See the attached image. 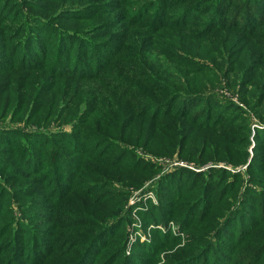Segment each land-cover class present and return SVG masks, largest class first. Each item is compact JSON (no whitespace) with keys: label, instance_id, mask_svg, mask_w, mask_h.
I'll use <instances>...</instances> for the list:
<instances>
[{"label":"rangeland","instance_id":"rangeland-1","mask_svg":"<svg viewBox=\"0 0 264 264\" xmlns=\"http://www.w3.org/2000/svg\"><path fill=\"white\" fill-rule=\"evenodd\" d=\"M222 5V0H0V196H6L1 206L7 210L0 227L13 224L9 236L0 229L1 244L36 230L44 247L56 249L44 263L69 264L78 257L70 250L82 252L86 244L67 246L106 232L93 242L85 264L104 263L109 254L116 255L108 264H178L215 238L229 216L241 238L222 252L224 264H264V122L253 108L256 93L264 92V0ZM197 13L203 15L193 18ZM208 44L218 45L225 57L193 54ZM197 69L204 72L195 77ZM121 71L128 82L118 93L114 76ZM186 73L195 94L182 98L154 90L167 86L166 77L176 87H189L179 80ZM170 103L169 116L151 117L154 104L163 113ZM106 105L112 110L106 112ZM175 110H185L184 116ZM130 111L143 115L129 125ZM199 112L200 120L194 117ZM75 131L73 140L88 152L75 153L73 142L64 143L63 160L75 161L63 171L68 195L59 204L52 195L58 168L47 166L48 157L44 167L40 160L34 163L39 170L18 156L23 148L39 150V140L51 143L61 132ZM210 157L216 158L215 199L207 209L194 207L187 226L183 213L188 202L200 199L201 189L190 188L196 175L183 171L209 167L198 164ZM70 170L76 173L71 182ZM47 172L51 177L44 182ZM181 187L186 194L177 200ZM256 196L260 204L247 201ZM254 224L250 234L243 231ZM221 236L215 241L222 246L231 240ZM220 259L209 261L222 264Z\"/></svg>","mask_w":264,"mask_h":264},{"label":"trees","instance_id":"trees-1","mask_svg":"<svg viewBox=\"0 0 264 264\" xmlns=\"http://www.w3.org/2000/svg\"><path fill=\"white\" fill-rule=\"evenodd\" d=\"M222 1H223V5H224V2H226V0H222ZM227 1H229V0H227ZM214 5H215V9L218 10L217 4H214ZM223 5L221 6L222 8H223ZM196 10H197L196 8H193L191 10H188V11L184 10V11H186L185 13H187V16H189L193 12H195ZM215 12H218V11H215ZM203 13H197V15L194 14L195 16H192V17L193 18L198 17L199 15H203ZM161 15H164V14L161 13L158 16H161ZM180 15H184V14H180ZM243 15H245V14H243ZM243 15L240 16L239 19L241 17H243ZM256 23L258 24V20L256 21ZM213 34H214V32H209L207 35H210V38H212ZM217 46L218 45H215V44H208V45H206L207 48L204 49L203 52L193 53V54H196V55L198 54L201 58H205V59H211L213 57V55L220 54L224 58L225 56L223 55V53L221 51H219L217 48H215ZM97 63H99V60ZM97 65L99 66V64H97ZM0 68H2V67L0 66ZM9 68H11V67H8V69ZM84 70L88 71L90 69L85 68ZM203 72H204L203 69H197L195 72V77H197L198 75H201V73H203ZM93 73L94 72L91 71V72H89V75H92ZM123 73L124 72L121 71L119 74H115V76H114L115 86L118 85L117 89H119L118 93L125 91L124 88L120 89L119 86L121 87V86H123L124 83L128 82V78L126 76H124ZM201 77H203V76H201ZM164 80H165V84L168 83L167 86H164V87L161 86L160 88H154V90H157V91L163 90L164 92L169 93L170 96H176L177 97V95H182V98H187V97H189L188 95L195 94V92L190 91L191 81H190V74L189 73H186L184 77H181L179 79L181 83L183 80H185L189 84V87H183V86L182 87H176V86H174V84L170 83L171 80L168 77H166ZM256 96H254L253 108L258 114V119L260 121L264 122V110L258 111V110H260L259 109L260 106L264 107V92L258 91L256 93ZM143 97L144 96L142 95V99H143ZM160 97H162V96H160ZM154 105H155V108L157 109V111L154 112L155 114L151 115V117H153L154 119H157L158 117L166 118V116H169V114L172 112V108H170L171 103L167 107L169 110H167V112L165 111L163 113H160L161 108L157 104H154ZM163 106L166 107L167 105L166 106L163 105ZM180 107H181V109L185 108L183 104L180 105ZM152 108H154V106H152ZM110 110H112V109L108 105H106V112H109ZM180 111L183 113L185 112V110H180ZM180 111L175 110V113L177 112L181 115ZM130 114L132 116H134V119L129 122V125L133 122L135 123V121L137 119H139V117H142V115H143V113H142V115L137 116V115H135V112H131V111H130ZM181 116H184V115H181ZM194 117H199V120H200L203 118V115L201 116L200 112H199V113H196ZM189 120L192 123H194L193 120H191V119H189ZM218 122H219V120H218ZM218 122L216 124H222L221 122H219V123ZM152 123H154V122H152ZM154 126L156 128H158L159 124L156 122ZM199 128H202V127H199ZM208 128L209 127H203V130L208 129ZM151 129L153 130V128H151ZM77 130L78 129H76V131ZM76 131L75 132H68V134H65V135L61 132L58 135H56V136H58L56 141L52 140V138H51V140H52L51 143H49L50 138H44L42 140H39V142L37 143L39 150L33 149L32 147L23 148L22 154H20L18 156V157H20V159H23L24 161L28 160L27 165L34 166V167L38 168L39 170H42V169L40 168V166L38 167V165L34 164V163L38 162V160H40V161H42L41 166L44 167V165H45L44 159L46 157H48V158H46V161H47L46 164H48L47 166L49 168H51V166L58 168V170H57L58 172L54 176L55 178H53L55 180V182H57V183H55L56 190L53 192L52 195L58 196L57 201H59V204L68 195V194L66 195V192H65L66 186H63L64 185L63 183L66 179L65 175L63 174V171L65 170V168H68V169L72 168V166H73L72 164L75 161V160L71 161L68 159L63 160V153L65 152L64 143L69 144L70 142H73L74 143L73 149H74V151H76L75 153H77V152H81V153L88 152V148H82L80 143L78 144V142H75L73 140V138H75L73 136V133L75 134ZM29 133H31V132H29ZM159 133H160V131L155 129V141H157V139H158L157 136L159 135ZM82 134H83V136L81 137V139H84L85 138L84 136L86 135V133H82ZM86 139H89V137L87 136ZM56 142L59 143L60 145L56 146L55 145ZM41 148H44V150H42ZM55 152H56V154H54ZM76 161H78V164H81V161L78 159V157H77ZM112 161L115 164L119 163L117 160H115V161L112 160ZM202 162H205V163H202ZM215 162H216V158H212V157L202 158V160L199 161L198 167H200V166L205 167L209 164H211V165L207 168H204V169L200 167L201 168L200 171H196V170H192V169H184V171H183L187 175L189 173L192 175L193 174L196 175L195 179L197 182L189 183L188 184L189 187L195 188V186H199V189H201L200 190V192H201L200 199H198V200L196 199L194 201L188 202L189 204H188L185 212L183 213L182 222H184V224H186L187 226L192 222V219L195 216V215L191 216L192 209L194 207L196 208V207L202 206L203 209L204 208L207 209L208 204L211 203L215 199V192H214L213 186H212L213 182H211V177L216 172ZM63 164H65V165L62 166ZM45 173L46 172H44V175H45ZM48 173L49 172H47V174H46L44 182H47L49 180V178L51 177V173L50 174H48ZM69 173H70L69 174L70 182L74 181L75 176H76L75 171L74 172L71 171ZM62 177H64L65 179H62ZM168 177H170L172 179L171 176H168ZM191 180L192 179H190V182H191ZM173 181L175 183V180H173ZM53 183H54V181L52 180L51 184H53ZM174 183L172 184V186H174ZM183 188L184 187L177 188V191H176L177 200H179L180 196L186 194V192L183 191ZM188 191H189V189H188ZM8 195H10V194L8 193ZM5 197L6 196H0V215L7 214L6 208L1 206V202L4 201ZM170 198H173V197L170 196ZM256 198L250 199V200H247V198H245V200H247L250 204H252V203L253 204H260L259 196H256ZM262 208L264 210V205L262 206ZM257 218H258V215L254 219L255 224L257 222L256 221ZM82 219L86 220L85 218H82ZM22 220H25V218L22 217ZM68 221L71 222L72 220L68 219ZM230 222H231V220L229 219V216H228V218L225 220L223 226L221 228H219L218 233L215 234V238L213 237V239H212V236L209 237L207 242L204 243V245L200 249L199 253L194 254L192 256H188L186 259H184V260L182 259V261L180 260V262L178 264H205L204 262H208L210 264L209 260L214 259L217 256L221 257L220 262H222V264L227 263L228 259L225 256H223L224 254L222 252L226 253L225 248L228 246H231L232 244H236V242L238 240H240V238H241V235L236 234L237 230L235 228H232ZM255 224L253 226H250L247 228L244 227L243 231L245 232L246 230H248V234H250L252 232V229L254 228ZM229 225L231 226V228H227V227H229ZM0 229L4 230V232L9 236L10 231L13 229L12 220L9 222L8 227L2 226V227H0ZM105 231H107V230H105ZM19 233H21V232L19 231ZM105 233L106 232L98 234L97 236H95L91 239H87L86 242H84V239L80 237L79 240H75L74 246H67V249H73V247H75V249H76L78 247V245H81L84 243L86 244V246L82 252L81 251L78 252V250H74V249L70 250L71 251L70 254L76 253V254H78V257H76V259L71 258L69 264H85V262L87 261V258L90 257L91 254L93 253V245H92L93 242L97 239L98 236L104 237ZM238 233H240V232H238ZM168 234L169 233H167V235ZM223 234H225V236H227V238L228 239L230 238L231 240L230 241L228 240L229 243L222 246L221 244L218 243V240L215 241V239H218V238L220 239L222 237L221 235H223ZM24 235L25 234H22V233L17 234V236L15 235L16 237L13 235L11 237L12 240L8 241L7 246H6V244L0 243V264H45L44 262L50 256H52V254L54 253V250H56L54 245H50V246L46 245L44 247L43 244L40 243V242H43L44 239L42 238V236L37 234L36 230H34V232L28 233L26 236H24ZM237 238H238V240H237ZM16 242H17V244H16ZM19 242H20V244H19ZM22 246H23V249L20 248ZM5 248H7V249H5ZM249 253H251V250H249ZM115 255L116 254H109L108 256L106 255L105 258L103 259L104 263H93L92 262V264H108V263H111V261ZM227 256L230 257V254L228 253ZM3 257L5 258L4 260L2 259ZM230 258H231V261H233V258L232 257H230ZM20 259H21V262L18 263V261H20ZM60 264H63V263H60ZM215 264H219V262L217 261ZM230 264H233V263L230 262ZM234 264H236V263L234 262Z\"/></svg>","mask_w":264,"mask_h":264}]
</instances>
